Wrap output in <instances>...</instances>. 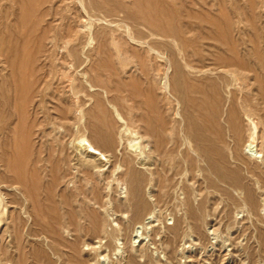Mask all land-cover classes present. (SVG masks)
I'll use <instances>...</instances> for the list:
<instances>
[{"label": "rangeland", "instance_id": "rangeland-1", "mask_svg": "<svg viewBox=\"0 0 264 264\" xmlns=\"http://www.w3.org/2000/svg\"><path fill=\"white\" fill-rule=\"evenodd\" d=\"M175 56L193 62L191 68L183 65V77L195 87L210 90L212 80L227 77L221 65L242 72L249 79L243 93L260 100L259 110L264 109V0H0V99L6 93L0 100V244L13 253L8 252L13 264H61V260L67 261V254H76L61 247L63 257L54 256L48 250V236L62 224L70 226L71 232H60L67 241H73L75 225L93 228L95 217H88L92 213L84 207L88 205L105 218L104 229L117 230L118 236L115 234L116 239L110 241L105 235L95 238L93 233L83 237L78 255L73 256L75 261L68 264L86 260L90 264H264V148L259 147L261 158L253 161L245 160L247 151L243 145L229 148L232 140L226 131L230 129L226 118L220 117L221 125L215 129L220 149L217 158L223 161V170L236 171L255 187V208L260 209L256 210L259 213L246 210L241 191L228 197L220 188L231 190L229 187L218 181V186L210 188L204 179L200 181L202 186L195 185L197 196L190 201L201 220L187 219L181 190H169L166 197L161 193L163 201L158 205L157 197L146 193L152 208L140 223L132 225L128 215L116 212L120 206H128L131 199L127 162L122 157L128 150L121 147L110 151L97 142L104 141L105 136L90 133L83 126H97L100 133H107L113 128L112 119L118 120L117 115L123 114L136 121L143 136L150 130L154 141L159 133L161 101L156 74ZM172 72L170 68L169 74ZM204 77L208 79L199 81ZM208 90H203L205 97L196 96L206 102V109L214 104L219 111L214 99L209 102L208 95H213ZM234 92L238 93L236 89ZM76 105L77 115H69L70 121L60 120L66 108ZM74 122L78 125L74 126ZM85 139L108 158L97 162L103 167L96 163L99 168L90 181L76 169L77 161L85 159L81 143ZM154 148L150 144L142 158L156 171L157 157L149 152ZM76 155L80 156L78 160ZM250 172L259 176V183ZM202 173V178H208V172ZM17 176L21 183L14 185ZM143 180L148 182L149 175ZM209 180L217 183L214 176ZM93 188L99 197L98 205L85 203L94 198ZM193 222L198 230L190 228ZM82 241L89 242L83 245ZM41 251L46 258L35 257Z\"/></svg>", "mask_w": 264, "mask_h": 264}, {"label": "bare ground", "instance_id": "bare-ground-1", "mask_svg": "<svg viewBox=\"0 0 264 264\" xmlns=\"http://www.w3.org/2000/svg\"><path fill=\"white\" fill-rule=\"evenodd\" d=\"M82 4H84V2ZM89 5H92V7H93L92 3H90ZM94 5H95V3H94ZM59 29H60V27H59ZM127 29H128V27H127ZM64 34H65V32H64ZM55 35H57V34H55ZM62 36L63 35H61V37ZM58 37L59 36H57V38ZM130 37L132 38V36H130ZM74 38H77V37H74ZM136 41H137V39H136ZM61 42H63V41H61ZM56 45L57 44H55V46ZM56 48H58V47H56ZM151 49H154V48H151ZM76 51H79V50H76ZM151 52H150V54H151ZM56 53H58L57 50H56ZM53 54L54 53H52L50 55H53ZM75 56H77V55H75ZM46 59H49V58H46ZM200 60H199V62H202ZM165 61H167V60H165ZM196 61L198 62V59ZM168 63L171 66V67H169V69L171 68L173 70V72L171 74H169ZM64 64H61V65H64ZM192 64H193V62H191V60H189V59L177 58V56H175L173 58H170L167 62H165L162 66H160L158 68V74H156V77L158 76V88H159V91L161 92V101L159 103L160 118H159L158 125H157L158 126L157 130H158L159 133H158V136L155 138L154 141L152 139V136L154 138V135L150 132V130H149V132H147V134L145 136H143L141 134L140 130H139L138 125H136L137 124L136 121L133 120V119H129V118L125 117L123 114H118L117 115L118 116V120L117 119L116 120L112 119V123H111L110 126H113V128H112V130H111V128H109V131L107 133H103V132L100 133L101 131L98 130L97 126H91V125H88L87 127L83 126V128H85V129L88 128L90 130V133L92 131L93 133H95V134H97L99 136H100V134L102 136H105L106 139L104 141L103 140H99V141L97 140V142H99L100 143L99 145H101V146L109 147L110 151L119 150L121 147H125L124 149L128 150L122 157L124 159V162H127L126 176H127V179H128L129 185H130V193L129 194H130V198L131 199L129 201V205L128 206H122V207L120 206L121 208L119 207L118 209H116V212L118 214L128 215V220H129L128 223L129 222L131 224L132 223H136V224L140 223L142 218H144L143 216L152 208V205L148 202V200L146 198V193H148V195L151 196V197L152 196L157 197L156 204L158 205L159 203H161L163 201L162 198L167 196L169 190H171V191L172 190L173 191L181 190L179 193L183 192V195L185 196L186 202L182 206L187 208L188 213H186V214H187V219L188 220L189 219L198 220V219L202 218V217H200V215L199 216L197 215V211H195V209L192 206L190 201L192 200V197H196L197 196L196 195L197 189L195 188V185L198 184L199 187L202 186L200 181H202L203 179L207 181L206 184H209L210 188H215L216 184L218 186L219 182L223 183L224 185L229 187L231 190H229V189L226 190V188L223 189L222 187L220 188L223 191L225 190L224 192H226L228 197H230L233 194L234 191L237 192V193H238V191H241L242 194H244V198L242 200H243L244 206L246 205V210L249 209L248 210L249 213H251V212H253L255 214L259 213V211H257V213H256V210H258L259 208L258 209L255 208V203H257V200H256L257 190H256V192L254 191V189H253L254 186L252 187L249 182H246L245 180L240 178L236 171H231L230 169L223 170V161H221V160H219L217 158L218 157L217 154H220V149L217 146V144L219 145V143L217 142V139L215 138V129L218 128L219 125H221V123L218 122L219 118L220 117H222V119L226 118V121H227V123L230 126V129H226V131H227L229 137L232 140L231 144L228 143V147L233 150V148L235 149L238 146L242 147V145H243L244 151L245 152L247 151V153H246L247 154V156H246L247 158L245 160L253 161V159L254 160L260 159L261 157H259V155L261 154V151H259V150L260 149L262 150L264 148V119L259 114L261 111L262 112L264 111V109L259 110L260 109V105H262V102H260V100H258V99H254V98L250 97V95L248 93L247 94L243 93L244 88H245V84L249 80L247 78V76H245L240 71L226 69L225 66H222V65L219 68L222 69V70H223V68H224V70H227V71H224V72H226V74H227L226 76L227 77L223 78V77L220 76L219 78H217L219 76L218 75V76H216L217 79H214V80L211 79L212 81L209 84L210 88L208 86V88L210 90H208L207 88H202L201 86L195 87V85L193 83H190V81L188 82L187 78L183 77V75L185 74V72L183 74L184 67H190L191 68ZM183 65H184V67H183ZM204 65H206V64H204ZM52 66L55 67L54 65H52ZM195 66H196V64H195ZM195 66L193 65V67H195ZM69 68H70V66H69ZM190 68H188L187 70L190 71ZM48 70L50 71V69H48ZM207 71L210 74L212 73V72H210V69L207 70ZM217 73L219 74V72H217ZM222 73H220V75ZM206 75L209 78V75L208 74H206ZM215 75H217V74H215ZM184 76H186V74ZM200 76L203 77L204 75H200ZM207 77H204V78H202L199 81L202 82L204 80H207L208 79ZM67 80H68V78H67ZM192 80H193V78H192ZM3 81H4V79H3ZM194 81L197 82L196 79ZM47 82L49 84V81H47ZM51 82H52V80L50 79V83ZM156 83H157V81H156ZM45 86H46V84H45ZM204 89L208 90V94L211 93L213 95V96L208 95L209 102H210V100L214 99L215 100V104L217 106H219V111L215 110L214 104L211 106L210 109L207 108L208 109V111H207V109L205 108L206 102H204L203 100H201L200 98H198L196 96L197 94H199L200 96H204L205 97V95L203 94V90ZM234 89H236V91H238V93L234 92ZM70 91L73 92L72 90H70ZM60 92H62V91H60ZM0 95H1V93H0ZM226 95H227V97H226ZM5 96H6V93H5V95H3L1 97V99L4 100ZM71 96L74 97L73 98L74 100L76 99L75 100L76 102H79V100L77 101L78 98L74 94H72ZM71 96H70V98H72ZM263 104H264V102H263ZM74 107L75 108H73L72 106H71V108H66V111H64L63 115L60 116V120H62V121H70V116L69 115H71L73 113H76V115H77L78 112H79V107H78V105H76ZM217 112H219V113H217ZM262 112H261V114H262ZM196 114L200 115V118H197ZM49 123H51V122H49ZM65 125H67V124H65ZM73 125L76 126V125H78V123L74 122ZM59 126L65 127L64 125H59ZM106 126H108V125H106ZM259 126H261L263 128L262 132H261ZM46 129H47V127H46ZM70 131H71V128H70ZM51 133H53V131ZM54 136H56V135H54ZM116 137L119 139L118 141L116 140ZM88 140L89 139H87V140L85 139V140L81 141V143L84 146V149H83L84 151L82 153V156L85 159L83 161L81 159L78 160V157H80V156L76 155L77 156L76 159L78 160L77 161V165H76V169H78L80 171L79 173L82 176H84V179L86 181H90L89 178H92L94 176V173H95L96 169L99 168L97 166V164H98L97 162H99V163L102 162L103 163V161L108 159L107 156L105 155V153L102 150H100L97 146L93 145ZM232 143H233L234 146H232ZM144 144L147 147H149L150 144H154L155 145L154 151L152 152V150H149V152L153 153V155L155 154V156L157 157V162H158L157 165L158 166H157V170L156 171L150 169L151 168V164L149 165L148 162H146V160H144L142 158V156L144 154H146V152H147V150H146L147 147L145 148ZM259 147H260V149H259ZM129 150H131L132 152H129ZM138 150H140V151H138ZM146 157H144V158H146ZM74 161H75V159H74ZM74 161L71 160V162H74ZM98 165H100V164H98ZM154 165L155 164L153 163L152 166H154ZM101 166L103 167L102 164L100 165V167ZM117 167L118 166H116V168ZM105 168H106V166H105ZM11 169H13V168H11ZM205 171L209 173L208 174V178H205V177L202 178L201 175H200V174H203L202 172H205ZM116 172H117V170H116ZM146 174L149 175L148 182H144V180H143V176H145ZM250 174H252L253 178H256L255 182L259 183V181H258L259 176H256V174H254L252 172H250ZM68 176H70V175H68ZM211 176H214V178L217 181V183L214 184V182H212V180H209V178ZM12 177H14V176H12ZM75 178L76 177L74 175V179ZM192 182H194V184L191 185ZM16 183H18V184L21 183V178L18 177V176L16 177L15 181H13L14 185ZM29 184H30V182H29ZM146 187H147V189H145ZM207 187L208 186H206V188ZM6 189L2 188V190H6ZM17 189L18 188H16V190ZM28 189H29V187H28ZM30 189H32L31 186H30ZM75 189H77L76 191L79 190L76 187H75ZM120 189H121V187H120ZM66 190H67V188H66ZM207 190H208V188H207ZM21 191H23V190H21ZM218 191H220V190H218ZM223 191H222V193H223ZM91 192H92V195L94 196V198L88 199L89 201L85 202V203L86 204L94 203V205H98L99 204V197L96 196L94 188L91 189ZM24 193H25V191H24ZM123 193H124V191H123ZM161 193H163V195H164L163 197H160ZM170 193H172V192H170ZM4 194H6V193H4ZM11 194H13V193H11ZM155 194H157V195H155ZM175 194H173V195H175ZM176 195H175V197H176ZM223 195H225V194H223ZM32 196H33V194H32ZM259 196H260V194H259ZM14 197H16V199H17V195L16 196L14 195ZM154 197H152V198H154ZM166 200H167V198H166ZM258 200H260V199H258ZM35 201H36V199H35ZM110 201H111V199H110ZM112 202H113V200H112ZM263 202H264V200H263ZM181 203H183V202H181ZM117 204H118V202H117ZM115 205H114V207H115ZM120 205H122V204H120ZM105 206L107 207L108 205H105ZM84 207H85V209L87 211H90L92 213L88 217L91 218V217H93V215L95 217L94 223L92 224L93 228H91L90 226L86 228L84 225H82L80 223L75 225L74 226V228H75L74 229L75 236H74L73 241L70 240L71 242L67 241L66 239H64L61 236V233H60V232H62V230L63 231L66 230L67 232H71V230H68V227H70V226L62 224L61 226L53 228L52 232L48 236V238L51 241L49 240L50 243L48 242L47 245H48V247H50V249H48V250H51V252H52V254H54V256L55 255H57V256L59 255L60 258L63 257L61 251H64V249H66V248H68V249H70L72 251L74 250L75 253L78 255L80 240L83 237H85V238L87 236L90 237V235H92L91 233H93V235L96 236V237L94 236L95 238H98V236L105 235L107 238H110L109 241L111 240V238L115 237L116 233H118V232H115L117 230H115V231L113 230V232L112 231L110 232L109 230L106 231L104 229V223H105V221L103 220L104 217L100 216V214H98L97 212L93 211L90 208L89 205L88 206H84ZM256 207H258V205H256ZM261 207H262V205H261ZM82 209L83 208L81 207L80 210L82 211ZM200 209H201V206H200ZM14 212L17 213V211H14ZM27 212H30V211H27ZM201 212H203V211L201 210L200 213ZM35 214L36 213H34V215ZM13 215H15V214H13ZM65 216H67V215H65ZM147 217H149V214H148ZM17 218L18 217H16V219ZM87 219L90 222V219L89 218H87ZM37 220H38V218H37ZM64 222L65 221H63L62 223H64ZM108 222H110V221H108ZM15 223H16V221H15ZM100 223H101V225H100ZM5 224H6V222H5ZM24 224H26V223L24 222ZM11 225H12V223H11ZM11 225L9 224L8 226L10 227ZM22 226H23V223H22ZM194 226H195V229L198 230V227H197L196 224H194V222H193V226L190 227V228L193 229ZM12 227H13V225H12ZM24 227H26V225H24ZM45 227H47V226H45ZM107 227H109V226L107 225ZM177 227H175V228H177ZM30 228L34 229V226L32 225ZM175 228H173V229H175ZM179 228H180V226H179ZM33 229H32V231H33ZM141 230L137 231L138 235H141L139 233V232H141ZM176 230H175V232H176ZM36 232L39 235V232L38 231H36ZM42 233H44V232H42ZM175 234H177V233H175ZM42 235H39V236H42ZM45 235L47 236V234H45ZM45 235H44V237H46ZM31 236H32V234H31ZM92 236H91V238H92ZM136 238H138V236H136ZM12 239H13V237H12ZM23 239H24V237H23ZM45 239H47V238H45ZM114 239H116V238H114ZM44 240H43V243L45 242ZM88 240H90V238ZM41 241H42V239H41ZM88 242L84 241L82 244L85 245ZM91 242L92 241H90V243ZM113 242L115 243V241H113ZM47 245H46V247H47ZM7 246H8V244H7ZM40 246L41 245H39V247ZM46 247H44V248H46ZM61 247H64V249H61ZM111 247L112 246H110V248ZM99 250H100V248H99ZM43 251L39 252L38 256H35V257H40L41 256V257L46 258V255L43 253ZM8 252L12 253L11 251H7V249L4 247V245L2 246V244H0V264H7V263L8 264H13L12 263L13 261L9 260L11 254H9V256H8ZM26 253H27V251H26ZM28 254H29V251H28ZM49 254H50V252H49ZM76 254H70V255L67 254L68 255L67 261L61 260L62 261V263H61L60 260H59V262L61 264H68L70 262H74L75 260L73 259V256H76ZM64 255H66V254H64ZM131 257H129V260L131 259V261H132ZM29 258H30V256H29ZM57 259H59V258H57ZM78 259H80L79 256H78ZM45 260H48V259H45ZM133 260H136V258L133 259ZM15 261H14V263H15ZM48 262H50V261L48 260ZM55 263H56V260H55ZM79 263L80 264H90V261L89 260L79 261Z\"/></svg>", "mask_w": 264, "mask_h": 264}]
</instances>
